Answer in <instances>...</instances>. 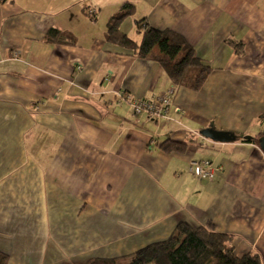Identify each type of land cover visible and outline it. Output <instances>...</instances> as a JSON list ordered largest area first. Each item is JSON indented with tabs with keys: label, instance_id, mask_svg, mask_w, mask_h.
I'll return each mask as SVG.
<instances>
[{
	"label": "crops",
	"instance_id": "obj_1",
	"mask_svg": "<svg viewBox=\"0 0 264 264\" xmlns=\"http://www.w3.org/2000/svg\"><path fill=\"white\" fill-rule=\"evenodd\" d=\"M126 1L135 8L123 32L140 39L135 21L144 18L211 66L200 89L174 85L157 61L106 41L107 21ZM50 28L75 44L45 41ZM171 86L166 118L134 113L132 100ZM207 128L235 139L205 137ZM263 132L264 0L0 2V251L8 264L123 261L179 222H212L232 235L236 254L255 252L264 264V152L243 141ZM166 139L186 142V151L165 152ZM204 159L220 167L210 179L189 169Z\"/></svg>",
	"mask_w": 264,
	"mask_h": 264
},
{
	"label": "trees",
	"instance_id": "obj_2",
	"mask_svg": "<svg viewBox=\"0 0 264 264\" xmlns=\"http://www.w3.org/2000/svg\"><path fill=\"white\" fill-rule=\"evenodd\" d=\"M5 1L13 0H0ZM134 8L132 2L126 1L110 16L106 24V41L128 50L138 58L157 61L174 85L191 90L200 89L212 68L182 36L169 29L154 27L144 18L135 21L137 31L141 33L139 42L120 29L122 21L134 14ZM90 16L95 20V14ZM43 39L58 44L74 45L76 42L69 32L58 28L48 29ZM229 43L237 54L244 52L240 41L229 40ZM263 135L264 132L252 139L258 143L259 137ZM187 145L184 141L166 139L161 148L167 153H183ZM231 241L232 235L218 231L212 222L198 226L179 222L169 236L148 243L125 258H128L127 264H262L255 252L236 254ZM8 258V254L0 251V264H8ZM122 263L120 258L96 257L87 264Z\"/></svg>",
	"mask_w": 264,
	"mask_h": 264
},
{
	"label": "built area",
	"instance_id": "obj_3",
	"mask_svg": "<svg viewBox=\"0 0 264 264\" xmlns=\"http://www.w3.org/2000/svg\"><path fill=\"white\" fill-rule=\"evenodd\" d=\"M175 86H171L150 99H134L130 102L134 113L146 112L149 117L166 118ZM190 171L200 179H210L220 170L210 160H192Z\"/></svg>",
	"mask_w": 264,
	"mask_h": 264
},
{
	"label": "water",
	"instance_id": "obj_4",
	"mask_svg": "<svg viewBox=\"0 0 264 264\" xmlns=\"http://www.w3.org/2000/svg\"><path fill=\"white\" fill-rule=\"evenodd\" d=\"M202 135L208 138H214L218 141H232L235 139V136L230 132L216 131L215 129H212V128L204 129V131H202ZM252 138L253 137L250 135L243 136V139L245 140L252 139ZM258 144L264 152V135L259 137Z\"/></svg>",
	"mask_w": 264,
	"mask_h": 264
},
{
	"label": "rangeland",
	"instance_id": "obj_5",
	"mask_svg": "<svg viewBox=\"0 0 264 264\" xmlns=\"http://www.w3.org/2000/svg\"><path fill=\"white\" fill-rule=\"evenodd\" d=\"M132 15L131 16H128L127 18H125L124 20H123V22L120 24V27H122V25H123V23H124V27L123 28H126L127 27V25H128V21H131V19H132ZM127 19V20H126ZM130 34L131 35H129L131 38H133L134 40H136L137 42H139V35H137L135 32H130ZM134 36V37H133ZM8 260H9V258H8ZM128 260V259H127ZM126 259H123V263L122 264H127L129 261H127ZM127 261V262H126Z\"/></svg>",
	"mask_w": 264,
	"mask_h": 264
}]
</instances>
